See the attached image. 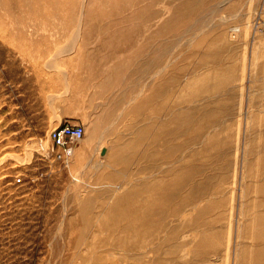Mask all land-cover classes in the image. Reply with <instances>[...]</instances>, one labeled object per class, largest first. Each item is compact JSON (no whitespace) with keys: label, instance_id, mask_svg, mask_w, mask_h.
I'll return each mask as SVG.
<instances>
[{"label":"rangeland","instance_id":"rangeland-1","mask_svg":"<svg viewBox=\"0 0 264 264\" xmlns=\"http://www.w3.org/2000/svg\"><path fill=\"white\" fill-rule=\"evenodd\" d=\"M131 1L0 0V264H264V0Z\"/></svg>","mask_w":264,"mask_h":264},{"label":"built area","instance_id":"built-area-1","mask_svg":"<svg viewBox=\"0 0 264 264\" xmlns=\"http://www.w3.org/2000/svg\"><path fill=\"white\" fill-rule=\"evenodd\" d=\"M85 133L86 128L82 123L65 122L52 128L49 138L53 156L67 166L71 162L75 145L84 138ZM21 180L19 177L18 181Z\"/></svg>","mask_w":264,"mask_h":264},{"label":"bare ground","instance_id":"bare-ground-1","mask_svg":"<svg viewBox=\"0 0 264 264\" xmlns=\"http://www.w3.org/2000/svg\"><path fill=\"white\" fill-rule=\"evenodd\" d=\"M138 0H134L133 2L131 1V3H130V6L128 7V6H124V8H118L119 6H115L112 10H110L109 11V13L106 15L107 17L109 16V14H110V16L111 17H115V18H110V17H108V19H109V21L108 22H105V24L104 25H107V26H111V25H117V24H120L121 22L123 23V22H127V20H128V17L126 16L125 18L123 17V19L121 20V19H119L117 16H114L115 15V9H116V12L117 11H120V10H122V11H130V7H133V6H135L136 4V2H137ZM113 11V12H112ZM111 19V20H110ZM79 27V26H78ZM81 27V26H80ZM42 147H43V149H45V147L42 145Z\"/></svg>","mask_w":264,"mask_h":264}]
</instances>
